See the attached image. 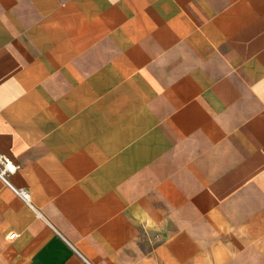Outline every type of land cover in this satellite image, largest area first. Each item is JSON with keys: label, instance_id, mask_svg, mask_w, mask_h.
Listing matches in <instances>:
<instances>
[{"label": "crops", "instance_id": "1", "mask_svg": "<svg viewBox=\"0 0 264 264\" xmlns=\"http://www.w3.org/2000/svg\"><path fill=\"white\" fill-rule=\"evenodd\" d=\"M4 158L0 264H264V0H0Z\"/></svg>", "mask_w": 264, "mask_h": 264}, {"label": "built area", "instance_id": "2", "mask_svg": "<svg viewBox=\"0 0 264 264\" xmlns=\"http://www.w3.org/2000/svg\"><path fill=\"white\" fill-rule=\"evenodd\" d=\"M3 166H0V176L22 197L24 200L30 204L32 207L34 206L32 193L28 188L25 187H17L10 179L9 173L16 170L18 165H14L12 161L8 158L2 159ZM17 232H12L8 234V238H15L17 236Z\"/></svg>", "mask_w": 264, "mask_h": 264}]
</instances>
